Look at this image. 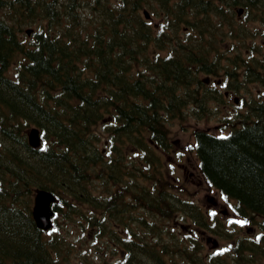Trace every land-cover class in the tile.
Listing matches in <instances>:
<instances>
[{"label": "trees", "instance_id": "trees-1", "mask_svg": "<svg viewBox=\"0 0 264 264\" xmlns=\"http://www.w3.org/2000/svg\"><path fill=\"white\" fill-rule=\"evenodd\" d=\"M261 25L264 0H0V264H256L253 236L204 257L199 226L166 227L175 211L204 227L203 213L158 160L186 97L221 101L203 76L234 92L258 83L226 135H194L201 175L264 227ZM35 188L56 196L47 231L31 215Z\"/></svg>", "mask_w": 264, "mask_h": 264}, {"label": "rangeland", "instance_id": "rangeland-1", "mask_svg": "<svg viewBox=\"0 0 264 264\" xmlns=\"http://www.w3.org/2000/svg\"><path fill=\"white\" fill-rule=\"evenodd\" d=\"M150 16L152 17L154 16V14L152 13L150 14ZM155 21L156 18L152 17L151 22ZM251 25H253V23ZM29 27L30 26H26L25 29ZM260 28V33L257 32V36L255 37L257 39V43L261 42L262 44H264V41H262V38H264V25H261ZM259 48L261 52H264V45L259 46ZM258 89L259 85L257 83L249 82L245 84L239 92H235L239 96L238 102L233 103L232 100L228 101L231 104H229L227 108H223L221 111L220 109H217V104L212 102L210 104L212 106V109H209L210 112H208V114L202 113L200 115H197L190 113L189 115H186V118L184 120L181 118H175L170 123H168L169 133L171 132V140L173 141L174 139H178V146L183 148V144L187 143H190L193 146V142L195 140V129L203 128L214 133H226V129H223L221 126L223 124L220 120L221 117L229 113L230 115H232L234 120V114L237 113V111L243 109L241 97L243 95H246L248 98L250 94H252L253 97H256L259 94ZM188 153L190 154L189 158L191 160H186V156L182 155L181 157H183L184 159L180 163L182 158L180 157V155L174 154L168 159L166 158V156L163 157L162 163L167 170V172H165V176L170 182H174L173 178L175 176V180L178 181V183L183 182L182 186L184 187V189H186V192L182 191V194L180 193V195L191 200L192 202L198 201L200 203V207L203 213V218H201L200 220L204 222V227L201 225L196 226L194 224L193 216L183 211L175 212L172 217H169V221H167L165 224L166 227L168 229H174L179 234H186L191 233L192 230H195L192 225H194L195 227L199 226L204 235L203 239H200L201 252L204 257H207L209 253H212L215 250H220V248L223 249L227 245V243H229L228 238L230 236L236 238H240L245 235L248 237L253 236L257 240H260L263 247L261 251L264 252V233H262L263 235H261L260 232L264 231V227L261 225V223H259V217L255 216L252 219L245 218L244 220H239V222H227L231 219V217H233V215L232 213L223 212L226 207L219 199L215 188L207 189L203 185L197 184L200 188L199 189L194 187V184L191 183L193 181L191 177L188 176V173L192 172L195 175V173L193 172L195 170V160L193 154L190 151ZM171 165H174V168L171 169ZM183 176L187 179L183 180ZM175 187L177 186L174 185L172 192L177 194L178 191H181V189ZM212 195H215L218 200L216 204H213ZM213 209L215 210V213L210 214V210ZM65 223L66 221L59 218L60 227L64 226ZM255 259L256 264H264V254H262V256L255 257Z\"/></svg>", "mask_w": 264, "mask_h": 264}, {"label": "water", "instance_id": "water-1", "mask_svg": "<svg viewBox=\"0 0 264 264\" xmlns=\"http://www.w3.org/2000/svg\"><path fill=\"white\" fill-rule=\"evenodd\" d=\"M237 12L241 13V9H238ZM28 140L32 146L39 145L40 138L37 128L33 127L28 131ZM53 200L54 196L49 191L44 189L36 190L32 215L37 226L44 229L51 226L50 215H52V210L50 208V202Z\"/></svg>", "mask_w": 264, "mask_h": 264}, {"label": "flooded vegetation", "instance_id": "flooded-vegetation-1", "mask_svg": "<svg viewBox=\"0 0 264 264\" xmlns=\"http://www.w3.org/2000/svg\"><path fill=\"white\" fill-rule=\"evenodd\" d=\"M230 95V93L229 92H225V96H229ZM176 150V148H170V151H175ZM177 150H180L181 151V153H184L185 152V147L183 146V148H181V147H178L177 148ZM186 160L188 159V160H191L188 156H186V158H185ZM183 165V164H182ZM195 167V166H194ZM195 174H196V168H195V170L193 171ZM188 176L189 177H191V179H192V181H194V182H198V179L194 176V174L191 172V173H188ZM184 179H187V178H184Z\"/></svg>", "mask_w": 264, "mask_h": 264}]
</instances>
